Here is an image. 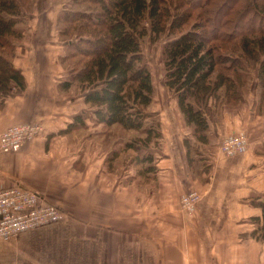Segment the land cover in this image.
<instances>
[{
    "label": "crops",
    "instance_id": "0c3cea01",
    "mask_svg": "<svg viewBox=\"0 0 264 264\" xmlns=\"http://www.w3.org/2000/svg\"><path fill=\"white\" fill-rule=\"evenodd\" d=\"M44 1L46 9L32 11L14 48L12 64L21 71L24 88L0 104V132L31 121L43 125L44 132L18 151L0 154V188L18 184L36 191L65 217L15 237H0V264L264 263V237L250 235L261 224L250 219H261L257 203L264 193V155L256 145L259 138L263 141V124L252 103L219 109L220 122L208 126L214 151L232 132L248 134L247 151L229 157L204 152L195 160L206 163L207 170L195 176L189 171L194 159L184 147L190 136L183 132L177 105L164 110L160 170L153 190L141 194L130 165L126 174L119 172L117 159L112 170L106 165L112 148L108 151L97 138L101 125L83 113L90 112L83 93L74 85L58 87L66 76L60 62L65 46L56 36L55 18L65 0ZM77 115L82 120H75ZM254 126L260 133L248 132ZM188 188L202 194L191 215L179 205Z\"/></svg>",
    "mask_w": 264,
    "mask_h": 264
},
{
    "label": "trees",
    "instance_id": "16d2710c",
    "mask_svg": "<svg viewBox=\"0 0 264 264\" xmlns=\"http://www.w3.org/2000/svg\"><path fill=\"white\" fill-rule=\"evenodd\" d=\"M80 1L98 4L100 10L93 11L88 6L86 10L75 9L66 1L61 5L62 10H58L55 32L65 46L60 62L66 71L58 87L68 90L76 86L90 110L83 113L94 124L101 125L102 130L117 124L122 130L143 133L126 139L120 149L111 152L106 159L110 170L117 153L137 148L138 141L148 146L154 139L156 146L162 138L159 122L148 110L155 91L139 44L147 32L169 36L161 50L164 83L173 92L179 112L198 141H206L203 132L214 121L211 114L213 109L217 110L215 102L221 96L220 88L225 87L227 91L223 96L225 101L233 104L242 101L235 98L237 87L226 84L230 81L226 71L239 63L240 57L217 53L218 44L232 43L234 37L229 32L233 27L238 28L234 49L246 54L261 52L259 70L264 74V0H178L183 10L169 23L164 19V0ZM194 10H199L198 20L184 29ZM29 12L30 8L24 9L19 0H0V104L24 88L23 75L13 67L12 58L15 44L23 35V29L17 25L26 18L25 13L31 18L32 12ZM75 23H79L76 34L66 27ZM98 26L101 28L97 31L89 30ZM102 39L106 43L97 45L96 41ZM218 67L222 70L218 71ZM149 117L154 118L155 125L145 126ZM75 120H82V116H75ZM151 153L142 156L141 161H150ZM146 169L149 172L153 167ZM259 198L257 204L264 220V193ZM260 227L264 231V223Z\"/></svg>",
    "mask_w": 264,
    "mask_h": 264
},
{
    "label": "rangeland",
    "instance_id": "374dc122",
    "mask_svg": "<svg viewBox=\"0 0 264 264\" xmlns=\"http://www.w3.org/2000/svg\"><path fill=\"white\" fill-rule=\"evenodd\" d=\"M19 1L21 2V4H23L24 9L28 10V8H30V12L36 11V9H37V11L41 10L42 7H44V9H46V6H44L46 1H44V0H19ZM50 1H52V3H53V1L61 2L63 0H50ZM65 1H66V3L70 2L71 6H73V8H75V9L86 10V7L88 6L89 8H92L93 11L100 10L98 4L93 5L90 2L84 3V1L81 2L80 0H65ZM164 1H165V3H163V5H164L163 10H164V13L166 14L164 19H165L166 23H169V21L172 19V17L177 15L180 12V10L182 11L183 8L181 9V7L178 6V3H177L178 0H172L173 3L170 0H164ZM59 8H60L59 10H62L61 6ZM49 11H50V9H49ZM198 13H199V10H194L192 12V15L189 18V22H188L187 26L183 27L184 29H189V26L191 25V23L198 20V18L200 16V14H198ZM95 17H96V15H95ZM95 17H93V18H95ZM24 18L25 19L22 22H19L17 25L18 28L23 29V32H24L25 28H27V26H29V24L31 22L30 21L31 18H28L26 13H25ZM230 18L233 19L231 16H230ZM55 22H56V18H55ZM256 24L258 26L260 24V20L257 21ZM63 25H65V24L62 22L61 26L63 27ZM145 25H147V24L145 23ZM78 26H79V23H75L74 26L69 24L66 27L70 28V30L74 31L71 33L76 34L79 32L77 30ZM73 27H75V29H72ZM100 28H101V26H98V28H90L89 30L90 31H92V30L97 31ZM228 30H231V29H228ZM237 32H238V28H236V27H233L231 32H229L230 35L232 37H234L231 40L232 43L224 44V45L222 44V46H221V44H218L217 42H215V43H217L219 46L217 53H220L223 56L240 57L239 58L240 62L237 63L234 67H232V69L230 71H226V74L230 75V81L227 82L226 84L229 87H231L233 85H235V87H237L236 92L238 94L235 95V98H236V100L241 99L242 101L236 102L234 104L225 101L223 96L225 95L224 92L226 91V89H225V87H222L219 90V93L221 94V96L218 97L216 102H215L217 110L215 111V109H213L211 115L213 117L212 119L215 122L214 124L216 125L217 122H220V119L217 118V116H218L217 114H218L219 109L221 111V110H224V108L225 109H230L233 107L238 108V107L243 106L240 104H245V105L249 106L252 103V107L254 110V114L256 115V119H258L263 124V136H262L263 141L261 140V138H259V142L256 143V145L258 147L257 150L260 152V154L264 155V74H261L262 72H260V70H259V62H258L261 59V56H260L261 52L257 51L256 54H252V53L246 54V52H241V51L235 50L233 43L237 40V38H236ZM91 33L97 34L96 32H91ZM22 37H23V35H22ZM168 37L169 36H167L166 33H164V34L162 33L160 36H155L152 33L147 32V34L143 35L140 38V43H139L140 48H141V52L143 55L142 60L147 64V66L149 68L152 83L154 85V91H155V96H154L151 104L149 105L148 110H150L151 114H153V116H155V118L158 120L159 129L161 131V134H162L161 125L163 123L162 119H161V113H163L164 110L169 112L170 110H172L171 109L172 107L176 106V101H175V97H174L173 92L171 90H169L164 83V70H163V64H162L161 50H162V46H163L164 41H166ZM12 41L17 42L18 40L13 39ZM103 43H106L104 41V39L96 41V44L97 45L99 44L100 46L103 45ZM97 45H96V47H98ZM82 47L84 48L85 46L83 45ZM221 61L227 62V60H221ZM228 63H230V65L233 64V62H228ZM220 64H222V63H220ZM225 64H227V63H225ZM217 70L221 71L222 69H221V67H218ZM215 77H216V75L212 76L211 80L213 81L215 79ZM179 120L181 121L180 124H181V127L183 128V132L185 133V135L187 132L188 135L190 136V139L187 138V140H185L184 147H185L186 156L189 157V159H191V158L194 159L193 161L191 160L192 161L191 163L189 161V167H191V169H189V171L192 170L191 176H195V173L198 170L200 171V169H202V171H201V175H202V172L204 170L205 171L207 170L206 167L208 165L206 163L202 162L201 160H195L196 157L201 158L203 155H205L204 152H206V154L215 155V153L217 151V154H218V146H219V143L221 140L217 144V147H216L217 150L215 149V151H214L213 149H211L213 146L210 145L211 147H209V139H210L209 128L203 132L205 134L206 141L205 142L198 141L195 138V135L192 131L191 126H188L185 123L181 113H180V119ZM145 123H146L145 126L155 125L154 124L155 123L154 118L149 117L148 119H146ZM252 128L248 129L249 133L251 131H253L256 134L257 132L261 131L260 125H259V131H258V129H256V126H254ZM102 129L103 128H98V131H95V132L97 134V138L102 139L104 144H106L105 148L108 149V151H110L111 148H112L111 150L113 151V147H114V149H120L122 147L121 146L122 142H124V140L129 139L132 136H137V135L143 136V133H141L139 131L134 132V131L122 130L120 128V126L117 124H113V125L109 126L108 128H104V130H102ZM90 131H92V128L90 129ZM255 134H252V136ZM247 135H246V137H247ZM258 135L259 134H257V136ZM162 138L158 142V145H156L157 147L153 145L154 139H151L150 145H148V146L142 145L144 143L142 141L141 142L138 141L137 143H139L138 144L139 146H137V148L125 149L116 158L117 162H118L117 166L120 167L119 172H121L123 174L128 173V166L130 165L131 166V172L130 173H134L135 175L138 176L137 191L139 193L141 192V194H144L146 192V189L152 188V190H153V188H154L152 186V184L154 185V183H155L154 181L156 180L155 174H157V172L160 170V168H158V166H157L158 165L157 160L160 159L163 155V152L160 151L161 145H162L161 144ZM247 139H249V138L247 137ZM205 145H207V148L205 147ZM249 145H250V142L248 140V148H249ZM112 151H110V153ZM149 152H152L151 153L152 154L151 160L148 162L147 161L142 162L141 161L142 156H145ZM149 167H153V169H151V171L148 170L149 172H147L146 168H149ZM150 174H152L153 176H149ZM201 175H199V176H201ZM205 176H204V179H205ZM203 184H205V181ZM197 189L201 192V190L199 188H197ZM186 191H187V189H185V192ZM191 214L186 213V215H191ZM250 223H264V220L257 218V217L251 218ZM260 228L257 229V227H256L250 232V235L252 237L254 236L256 238V240L264 237V231L261 230ZM247 262H251V263H255V264H264L262 261H259L257 259H250Z\"/></svg>",
    "mask_w": 264,
    "mask_h": 264
},
{
    "label": "built area",
    "instance_id": "2783aa9c",
    "mask_svg": "<svg viewBox=\"0 0 264 264\" xmlns=\"http://www.w3.org/2000/svg\"><path fill=\"white\" fill-rule=\"evenodd\" d=\"M44 132L37 122L11 124L0 132V154L16 152L28 141ZM248 149V139L244 132H232L224 136L218 146V153L233 156ZM197 188H188L179 200L182 211L191 214L201 199ZM65 214L56 204L48 202L42 195L29 188L15 184L0 188V237L16 235L57 223ZM242 264H255L244 262Z\"/></svg>",
    "mask_w": 264,
    "mask_h": 264
}]
</instances>
